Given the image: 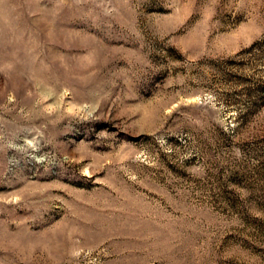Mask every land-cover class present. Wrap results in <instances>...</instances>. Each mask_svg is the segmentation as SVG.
Returning <instances> with one entry per match:
<instances>
[{"label": "rangeland", "instance_id": "374dc122", "mask_svg": "<svg viewBox=\"0 0 264 264\" xmlns=\"http://www.w3.org/2000/svg\"><path fill=\"white\" fill-rule=\"evenodd\" d=\"M0 264H264V0H0Z\"/></svg>", "mask_w": 264, "mask_h": 264}]
</instances>
